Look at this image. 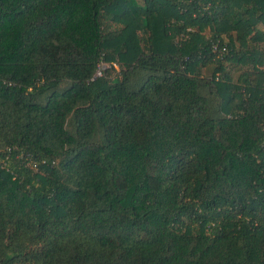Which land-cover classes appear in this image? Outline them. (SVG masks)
I'll return each mask as SVG.
<instances>
[{"label":"trees","instance_id":"trees-1","mask_svg":"<svg viewBox=\"0 0 264 264\" xmlns=\"http://www.w3.org/2000/svg\"><path fill=\"white\" fill-rule=\"evenodd\" d=\"M0 264H264V0H0Z\"/></svg>","mask_w":264,"mask_h":264},{"label":"rangeland","instance_id":"rangeland-1","mask_svg":"<svg viewBox=\"0 0 264 264\" xmlns=\"http://www.w3.org/2000/svg\"><path fill=\"white\" fill-rule=\"evenodd\" d=\"M102 67L105 68V69H107L109 66L104 65V66H102ZM115 68H116L117 71H119V68H118L117 65L115 66ZM206 75H207V76H210V75H211V72H210V71H209V72H206Z\"/></svg>","mask_w":264,"mask_h":264},{"label":"built area","instance_id":"built-area-1","mask_svg":"<svg viewBox=\"0 0 264 264\" xmlns=\"http://www.w3.org/2000/svg\"><path fill=\"white\" fill-rule=\"evenodd\" d=\"M104 69H105V68L102 67V71H103ZM102 71L99 70V71L97 72L95 78H96V77H100V76H102ZM95 78H94V79H95Z\"/></svg>","mask_w":264,"mask_h":264}]
</instances>
